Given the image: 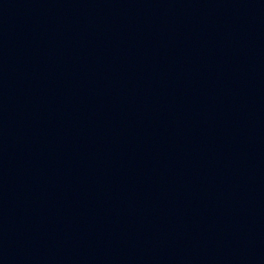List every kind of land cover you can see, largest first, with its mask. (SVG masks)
<instances>
[{
  "label": "water",
  "instance_id": "water-1",
  "mask_svg": "<svg viewBox=\"0 0 264 264\" xmlns=\"http://www.w3.org/2000/svg\"><path fill=\"white\" fill-rule=\"evenodd\" d=\"M0 264H264V0H0Z\"/></svg>",
  "mask_w": 264,
  "mask_h": 264
}]
</instances>
